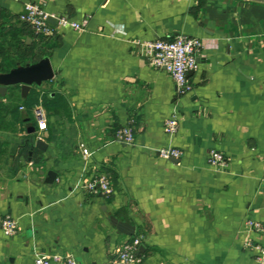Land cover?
<instances>
[{
  "label": "crops",
  "instance_id": "1",
  "mask_svg": "<svg viewBox=\"0 0 264 264\" xmlns=\"http://www.w3.org/2000/svg\"><path fill=\"white\" fill-rule=\"evenodd\" d=\"M26 1L52 25L87 19L86 29L55 25L39 37L17 18ZM177 35L202 42L183 94L136 43ZM43 57L50 80L24 94L19 85L0 92V222L10 215L19 228L8 236L0 226V264H33L40 253L112 264L135 235L143 264H258L245 240L264 247L263 2L0 0V72ZM172 115L170 134L164 122ZM127 125L132 144L116 138ZM32 127L44 149L29 143ZM166 147L181 156H158ZM213 149L226 157L224 168L209 164ZM103 172L109 196L84 188ZM110 216L134 234L118 232ZM248 219L263 230L247 232Z\"/></svg>",
  "mask_w": 264,
  "mask_h": 264
},
{
  "label": "built area",
  "instance_id": "2",
  "mask_svg": "<svg viewBox=\"0 0 264 264\" xmlns=\"http://www.w3.org/2000/svg\"><path fill=\"white\" fill-rule=\"evenodd\" d=\"M48 17L49 15L43 8L33 1L24 2L23 11L17 16L20 22L28 24L39 37H50L54 32L55 25L69 26L79 31L86 29L87 19L76 22L65 17H56L55 24L52 25ZM136 43L140 54L146 58L151 66L164 70L170 76L178 94H183L188 89L187 73L197 68V53L202 48V42L199 38L177 35L172 39L161 38ZM34 113L38 131L44 130L46 128L44 112L40 107H37ZM176 128L177 119L172 115L165 120L164 130L172 134ZM116 138L126 144H132L134 136L131 127L129 125L120 127L116 131ZM80 148L83 158L89 156V151L84 144L81 143ZM157 153L158 156L165 159L179 158L182 154L181 150L173 147L161 148L157 150ZM208 161L216 169H222L227 164L226 157L215 149L210 151ZM84 188L89 192H100L104 196H109L112 193L110 179L105 172L90 179ZM0 226L3 233L8 236L16 234L19 230L17 221L10 215L1 219ZM244 227L247 232L263 230L262 224L252 219L246 220ZM141 238V235H135L124 240L112 260V264H143L141 256L137 254ZM245 245L256 251L255 261L258 264H264V247L253 244L248 239L245 240ZM33 264H77V261L70 253H40L35 255Z\"/></svg>",
  "mask_w": 264,
  "mask_h": 264
},
{
  "label": "water",
  "instance_id": "3",
  "mask_svg": "<svg viewBox=\"0 0 264 264\" xmlns=\"http://www.w3.org/2000/svg\"><path fill=\"white\" fill-rule=\"evenodd\" d=\"M263 2L264 0H251ZM49 22L53 23V19L48 17ZM53 69L48 57L40 58L35 62H28L23 65H16L6 72H0V92L6 90L8 86H20L21 93L24 94L32 85L41 86L42 82L50 80L53 77ZM29 143L37 148L44 149L45 144L37 138L34 127L28 129ZM54 179V174L49 173L47 181L51 182ZM111 224L118 232L127 235L134 234V226L128 222H123L115 218L109 217ZM142 248L140 247L139 250Z\"/></svg>",
  "mask_w": 264,
  "mask_h": 264
}]
</instances>
